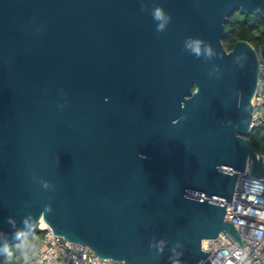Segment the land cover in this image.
Listing matches in <instances>:
<instances>
[{
  "label": "water",
  "instance_id": "1",
  "mask_svg": "<svg viewBox=\"0 0 264 264\" xmlns=\"http://www.w3.org/2000/svg\"><path fill=\"white\" fill-rule=\"evenodd\" d=\"M236 11L264 0H0V260L41 222L122 264L245 243L226 203L264 159L246 140L257 54L222 45Z\"/></svg>",
  "mask_w": 264,
  "mask_h": 264
},
{
  "label": "built area",
  "instance_id": "2",
  "mask_svg": "<svg viewBox=\"0 0 264 264\" xmlns=\"http://www.w3.org/2000/svg\"><path fill=\"white\" fill-rule=\"evenodd\" d=\"M258 65L259 85L251 101L252 128L264 127L260 78L264 73L262 58L258 59ZM258 157L264 159L262 155H257ZM249 163L247 160L245 172L238 178L234 192L238 196L233 195L231 202L226 203L225 215V220L235 227L245 243L240 246L231 236L224 234H219L215 239L204 240L201 242V250L209 254L198 264H264V176L250 177ZM262 166L264 167L263 160ZM40 229L43 236L31 253L28 264H122L100 258L86 246L55 235L47 226Z\"/></svg>",
  "mask_w": 264,
  "mask_h": 264
},
{
  "label": "trees",
  "instance_id": "3",
  "mask_svg": "<svg viewBox=\"0 0 264 264\" xmlns=\"http://www.w3.org/2000/svg\"><path fill=\"white\" fill-rule=\"evenodd\" d=\"M226 35L222 40V45L228 52L232 49L233 44L237 41L249 43L256 53H260L264 60V11H260L255 15H243L238 11L227 17L225 22ZM262 88L261 96L263 99L262 109L264 118V73L261 75ZM247 144L256 155L264 156V127H254L246 137ZM35 235H39L38 239H34ZM43 236V231L38 229L30 236H25L19 243L14 244L8 255L0 260V264H10L9 260L21 256L17 264L24 262L22 257L23 251H28L29 255L39 245Z\"/></svg>",
  "mask_w": 264,
  "mask_h": 264
},
{
  "label": "clouds",
  "instance_id": "4",
  "mask_svg": "<svg viewBox=\"0 0 264 264\" xmlns=\"http://www.w3.org/2000/svg\"><path fill=\"white\" fill-rule=\"evenodd\" d=\"M165 18V13L163 11L162 8L160 7H156L154 10H153V19L156 20V21H159V20H162ZM168 19H170V17H168ZM164 28L165 26L163 24H157V31L158 32H163L164 31ZM200 41H196V44H197V48L195 49V51L197 53H199V45ZM209 52H211V49H209ZM22 257H23V260H24V264H28L29 260H30V255L28 253V251H23L22 252Z\"/></svg>",
  "mask_w": 264,
  "mask_h": 264
},
{
  "label": "rangeland",
  "instance_id": "5",
  "mask_svg": "<svg viewBox=\"0 0 264 264\" xmlns=\"http://www.w3.org/2000/svg\"><path fill=\"white\" fill-rule=\"evenodd\" d=\"M257 54V58L258 59H261V56H260V53H256ZM39 238V235H35L34 236V239H38ZM21 259V256H18V257H15V258H12V260H9L10 264H17Z\"/></svg>",
  "mask_w": 264,
  "mask_h": 264
},
{
  "label": "bare ground",
  "instance_id": "6",
  "mask_svg": "<svg viewBox=\"0 0 264 264\" xmlns=\"http://www.w3.org/2000/svg\"><path fill=\"white\" fill-rule=\"evenodd\" d=\"M40 227H46V225L41 222Z\"/></svg>",
  "mask_w": 264,
  "mask_h": 264
}]
</instances>
